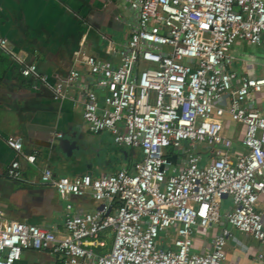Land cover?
<instances>
[{"label": "built area", "instance_id": "1", "mask_svg": "<svg viewBox=\"0 0 264 264\" xmlns=\"http://www.w3.org/2000/svg\"><path fill=\"white\" fill-rule=\"evenodd\" d=\"M129 5L138 22L121 63L80 58L104 89L102 99L86 91L83 117L93 132H110L116 144L139 149L141 157L100 177H55L46 168L43 180L61 194L90 192L99 206L77 212L67 203L63 231L6 219L0 208V264H21L28 248H48L63 264H231L226 245L235 230L260 243L256 255L264 264V216L258 209L264 194V112L254 107L264 96V75L239 73L229 52L237 40L264 45V0H129ZM0 44L6 45L1 36ZM34 70L30 65L22 72ZM80 75L72 67L55 85V97L80 84ZM226 114L245 126L243 151L226 133ZM6 140L22 151L21 136ZM201 144L205 151L194 150ZM9 173L20 175L19 160ZM224 197L231 200L225 211ZM215 224L219 230L208 248L197 250L195 228ZM103 233H111L113 241L99 251L106 245ZM167 237L171 242L165 246Z\"/></svg>", "mask_w": 264, "mask_h": 264}, {"label": "crops", "instance_id": "2", "mask_svg": "<svg viewBox=\"0 0 264 264\" xmlns=\"http://www.w3.org/2000/svg\"><path fill=\"white\" fill-rule=\"evenodd\" d=\"M137 22L129 0H0V36L6 39V45L0 44V208L6 219L63 231L67 203L77 212H87L94 211L99 202L90 192L61 194L43 180L46 168L55 177L83 173L100 177L131 167L136 160L129 147L114 142L110 132H93L84 119L86 91L102 99L104 89L80 58L93 55L120 64L123 46ZM229 52L233 56L231 67L239 73L264 75L263 44L237 40ZM30 65H35V70L25 75L22 70ZM74 66L80 69V84L67 86L64 96L56 98L55 85ZM254 107L264 112V96ZM244 127L226 114V133L233 137L238 151L245 150L241 142ZM10 135L22 137L21 152L8 145ZM25 154H35L36 158L29 161ZM14 160L20 162L18 177L9 173ZM221 205L227 210L230 198H222ZM258 209L264 216V194ZM218 230L216 224L196 227L195 248L207 249ZM242 233L235 230V237L226 245L230 263L262 264L256 255L262 246ZM100 237L106 245L97 249L108 250L113 235L103 233ZM20 262L63 264V258L48 248H28Z\"/></svg>", "mask_w": 264, "mask_h": 264}, {"label": "rangeland", "instance_id": "3", "mask_svg": "<svg viewBox=\"0 0 264 264\" xmlns=\"http://www.w3.org/2000/svg\"><path fill=\"white\" fill-rule=\"evenodd\" d=\"M194 150H196V151H205V146L204 145H198V146H196L195 148H194ZM242 234H245V233H242ZM165 246L166 245H168V244H170V242H171V237H167V238H165ZM250 241H251V238L249 239V241H248V244L250 243Z\"/></svg>", "mask_w": 264, "mask_h": 264}, {"label": "trees", "instance_id": "4", "mask_svg": "<svg viewBox=\"0 0 264 264\" xmlns=\"http://www.w3.org/2000/svg\"><path fill=\"white\" fill-rule=\"evenodd\" d=\"M130 151L134 156H136V159L141 157V151L137 148L129 147Z\"/></svg>", "mask_w": 264, "mask_h": 264}, {"label": "water", "instance_id": "5", "mask_svg": "<svg viewBox=\"0 0 264 264\" xmlns=\"http://www.w3.org/2000/svg\"><path fill=\"white\" fill-rule=\"evenodd\" d=\"M170 159L174 161L176 159V155L171 156Z\"/></svg>", "mask_w": 264, "mask_h": 264}]
</instances>
